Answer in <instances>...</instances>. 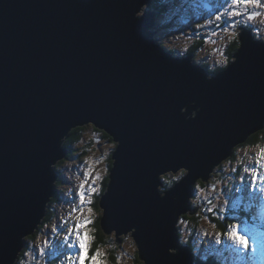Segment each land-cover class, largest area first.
<instances>
[{
    "label": "water",
    "instance_id": "1",
    "mask_svg": "<svg viewBox=\"0 0 264 264\" xmlns=\"http://www.w3.org/2000/svg\"><path fill=\"white\" fill-rule=\"evenodd\" d=\"M147 3L0 0V264L45 216L65 132L91 124L116 143L99 226L117 238L136 227L138 258L164 264L178 218L200 211L195 183L264 125V45L243 33L239 62L209 83L154 42L155 14L138 18ZM178 162L191 175L164 198L161 177ZM184 264L196 262L185 253Z\"/></svg>",
    "mask_w": 264,
    "mask_h": 264
},
{
    "label": "snow or ice",
    "instance_id": "2",
    "mask_svg": "<svg viewBox=\"0 0 264 264\" xmlns=\"http://www.w3.org/2000/svg\"><path fill=\"white\" fill-rule=\"evenodd\" d=\"M140 15H143V12ZM221 24L225 25L222 29L220 28ZM209 25H215L217 29L224 32L226 37H222V39L235 42L241 51V41L245 32H251L253 39L264 45V29L261 27L264 26V0H224L219 8L208 14L204 24L199 27L206 28ZM212 35H217V33L213 32ZM204 41L208 43L210 37L206 36ZM211 42L215 43V41ZM213 51L219 52V58L209 69V72L205 73V79L209 83L222 74L216 71L217 66L227 70L230 64L228 56L222 49H213ZM239 60V54L234 53L231 64L235 65ZM259 127L264 129V125ZM256 130L258 129L252 131ZM65 135L68 136L69 133L65 132ZM114 135L122 143L120 134L114 133ZM111 147L115 149L116 144L113 143ZM243 156H248L247 162L241 158L237 161V166H231V161H229L230 177L240 173L238 180L234 179L232 188H228L221 180L210 181L211 175L224 171L223 167H216L204 177V186L196 184L190 193L197 201L207 205L203 211L212 214L211 217L205 216V218L209 220L213 228L218 227L213 223V219L223 220L220 214L228 210L229 204L233 210L232 218L239 219L240 222L223 223V230L216 232L214 238L201 241L194 246H190L186 238L178 239L175 244L166 245V250L163 253L164 264H184L185 253L196 264H208L209 260L214 261V264H224V261L229 259L224 255L225 252L231 253L232 259L238 261L253 258L264 259V227H259L255 223L257 209L260 210L261 219H264V147H259L251 156L247 152H243ZM85 163L87 167L82 173L84 179L81 180L74 193L76 202L68 213V217L63 219L59 225H53L50 230V239L46 237L40 246L31 247L28 252L23 253L24 257L31 256V260L18 259L17 264H40L41 259L44 260V264H48L49 256H54L60 264H110L107 252L100 247H96L94 250L92 247L95 236L91 225L94 224L95 213L91 205L95 196L102 190L98 181L103 180V173L95 170L93 162L85 161ZM95 163L98 164L99 161H95ZM172 167L175 175L169 174L164 177L166 186L159 189L164 198L170 194V191L179 188L191 175V169L187 164L178 162ZM106 171L107 169H105ZM160 171H166V169L160 168ZM173 181L176 182L174 186ZM209 192L215 195L209 196ZM221 195L227 198L220 201ZM213 199L217 201L216 204H213ZM199 206V203H194L190 205V208L195 211ZM85 208H87V212H85ZM174 229L180 237L191 235L188 221L183 217L178 218ZM137 232L138 229L133 227L129 236H133ZM197 235L207 237L209 233L204 231L198 232ZM123 255L125 253L116 258V264H120ZM139 255H142V260L147 261V264H153L147 252Z\"/></svg>",
    "mask_w": 264,
    "mask_h": 264
},
{
    "label": "rangeland",
    "instance_id": "3",
    "mask_svg": "<svg viewBox=\"0 0 264 264\" xmlns=\"http://www.w3.org/2000/svg\"><path fill=\"white\" fill-rule=\"evenodd\" d=\"M223 3L224 0H176V2H173V0H151L150 4H145L141 9L144 11L145 9L152 10V8H154L156 11V23L153 27V30H155L154 37L155 43L157 45L159 44L160 46H163V48H166L170 51L172 50L176 56L181 57H191L188 56V52L191 50L193 51L191 57L193 63H195L200 68L204 67L209 70L219 58V52H214L213 49H222L228 56L229 61L232 59L228 53V49L232 43L228 42L226 39H222V37H226L224 32L217 29L215 25H209L206 28L199 27V25L204 24V20L208 18V14L210 12H214L215 9L219 8ZM201 16H203V18H201ZM222 27H225V25L221 24L220 28L222 29ZM261 27L264 29V26ZM213 32H216L217 35H212ZM165 33H167V35H164ZM206 36L210 37V41L208 43H205L204 41ZM211 41H215V43H212ZM225 45L227 46L225 47ZM218 67L220 68L218 72L223 70L222 67L217 66V68ZM263 130L264 129H261L249 134L246 139L243 140V142L237 144V146L232 149V154L222 161L221 164L216 166L223 167L224 171L216 175H211L210 181L215 182L216 180H221L228 188H232L234 179L238 180L240 173H236L234 174V177H230L229 161H231V166H237V161L239 159L243 158L246 162L248 160V156H243V152H247L248 155L251 156L252 153H254L259 147H264ZM257 132H259L258 139L261 140L255 144H248L251 136ZM95 138L96 132L93 131L91 127L87 126L81 131V133H79L78 139L71 143L73 158L65 160L60 165V167H58V170L61 171V182L56 185L59 193L58 199L57 201H53L51 199V201L48 203L46 208L48 211V213L46 211V215L48 214V216H45L44 221L36 228L32 237H30V235L27 237L25 236V245L23 244V248L19 252L21 254L19 258L17 256L14 264H17L16 262L18 259H24L26 261L31 260V256L24 257L23 253L28 252L31 247L40 246L42 240L46 237L50 239V230L53 225H59L63 219L68 217V213L71 211L74 203L76 202L74 193L81 180L84 179L82 173L87 167L85 161L93 162L95 170L103 173V180L98 181V183L101 185V188L103 187L102 184L104 178L107 176L108 171L110 170V162L108 160L109 157L107 159L106 157L112 152L111 150L113 148L111 145L115 142H105L104 137L101 138V141L99 142ZM102 157L103 159H101ZM95 161H99V163L97 164ZM105 169H107L106 172ZM169 174L175 175V172H168L162 175V180L165 181L163 178L165 175ZM202 183V186H204V182ZM196 184L200 183L197 182ZM208 195L214 196L215 194L209 192ZM226 198L227 197L221 195L220 201H223ZM94 201L91 206L94 209L95 222L97 217L101 215V210L94 207ZM190 203H199L200 206L197 208H200V211L191 215L186 213L181 217L188 221V227L191 230V235L193 236L191 246H194L195 244L201 243V241H207L210 238H214V234L216 232H220L221 230H219L217 227L213 228L212 224L209 223V220L205 218V216H212L211 213H205L203 211V208L207 205L197 201L193 196L191 197ZM216 203L217 201L213 199V204ZM256 211L258 213V217L261 218L260 210L257 209ZM85 212H87V208H85ZM232 212L233 210L229 204L228 210L222 212L220 215L223 217V220H225L226 218L233 217ZM74 215L76 214L74 213ZM239 222L240 220L235 218H233L231 221L229 219L227 220L228 224ZM65 227H67V225H65ZM91 227L94 234V224L91 225ZM204 231H207L209 236L202 237L197 235L198 232L202 233ZM113 234L114 233L107 235V240L109 241L104 246H102L101 249L105 252H107V250L109 252L110 249L113 250L116 258L121 256L122 253H125L120 264H136L134 255L137 257V247L133 238L129 235L124 236L120 244L115 243L116 245H113L112 240H114L115 236ZM190 236L179 237V239H189ZM224 255L229 257L228 260L224 261V264H259L260 262L259 260H255V258L245 261L234 260L232 259V254L229 252H225ZM116 258L115 262H110V264H116ZM47 259L48 264H60L59 260H57L54 256H49ZM40 264H44L43 259L40 260Z\"/></svg>",
    "mask_w": 264,
    "mask_h": 264
},
{
    "label": "trees",
    "instance_id": "4",
    "mask_svg": "<svg viewBox=\"0 0 264 264\" xmlns=\"http://www.w3.org/2000/svg\"><path fill=\"white\" fill-rule=\"evenodd\" d=\"M152 10L153 11H155V9L154 8H152ZM235 42H232V45H230V47H229V49H228V53L230 54V57H232V55H233V53L235 52V50L237 49V45L236 44H234ZM172 51V50H171ZM190 52H188V53H193V51H191V50H189ZM208 72H209V70L208 69H206ZM218 70H220V68L218 67L217 69H216V71H218ZM85 127L84 126H82V127H76V129H73V130H71V133L69 134L70 135V138L68 139L67 138V143H66V146L70 143V142H72L73 141V139H77L78 138V134H76L77 132H79V130H82V129H84ZM263 132V134H264V130L262 131ZM258 133L259 132H257V133H255V134H253L252 136H251V138L249 139V142H248V144H255L256 142H258V141H260L261 139H258ZM110 162V166H111V161H109ZM62 162H59V164H61ZM59 166V165H58ZM173 175V174H172ZM166 176H168V175H165V177ZM200 184H201V186H202V182L199 180L198 181ZM106 183V184H105ZM107 183H108V174H107V176L104 178V181H103V187H102V190H101V194L105 191V189H106V186H107ZM175 183V181H173V184ZM196 185V184H195ZM166 186V180L165 181H163V185L161 186V187H165ZM56 197H53L52 199H55ZM99 198H100V196H98V197H95V203H94V207L95 208H98L99 210H100V208H99V205H98V201H99ZM233 214V213H232ZM241 216H243V213H241ZM99 218H100V215L97 217V219H96V221L94 222V236H95V241L93 242V245H92V247H93V250L96 248V247H100V248H102V246H104L109 240H107V235L101 230V228H100V226H99ZM187 219V218H186ZM233 220V218H226L225 220H223V221H221V220H215V219H213V222L215 223V224H217L218 225V227L217 228H219V230H223V228H222V225H223V223H227V220ZM255 223L259 226V227H264V220L263 219H261V218H259V217H257V219L255 220ZM30 237H32V235H30ZM192 238H193V236L191 235L190 236V238L188 239V241H189V245L191 246V244H192ZM112 242H113V245H116L115 243H117V241H116V239H115V236H114V240H112ZM193 246V245H192ZM105 248V247H104ZM107 250V249H106ZM107 252H108V250H107ZM20 255V253L18 254V256ZM115 258H116V255H115V253H114V251L113 250H111L110 249V251L108 252V259H109V261L110 262H115ZM134 259H135V263L136 264H143V262H141L139 259H138V255H137V257L134 255ZM209 262L210 263H212V264H214V261H212V260H209ZM17 263V262H16ZM263 264H264V261H263Z\"/></svg>",
    "mask_w": 264,
    "mask_h": 264
},
{
    "label": "clouds",
    "instance_id": "5",
    "mask_svg": "<svg viewBox=\"0 0 264 264\" xmlns=\"http://www.w3.org/2000/svg\"><path fill=\"white\" fill-rule=\"evenodd\" d=\"M144 9H145V8H144ZM155 12H156V11H155ZM231 43H232V42H231ZM234 44H236V43H234ZM230 45H231V44H230ZM202 69H206V68L203 67ZM87 126L92 127V128H94V129H96V130H98V131H101V130L95 128V127H94L93 125H91V124H88V125H86V126H84V127L86 128ZM85 128H84V129H85ZM75 129H76V128H75ZM72 130H73V129H72ZM82 130H83V129H82ZM82 130H79V132H77L76 134L79 135V133H81ZM101 132H103V131H101ZM70 133H71V132H70ZM103 133H105V132H103ZM109 137H110V136H109ZM69 138H70V135L68 136V139H69ZM110 138H111V137H110ZM77 141H78V140H77ZM112 141H113V140H112ZM73 142H75V139H73V141L70 142V143H73ZM66 143H67V139H66L65 142H64L65 146H66ZM115 144H116V143H115ZM66 147L68 148V153H67L63 158H65L67 155H69V158H73V152H72L73 150L69 149L68 145H67ZM111 151L113 152L114 149H112ZM112 152L108 155V156H109L108 160L111 161V166H112V159H111ZM108 156H107V157H108ZM63 158H62V159H63ZM69 158H68V159H69ZM62 159L59 160V161L56 163V165H55V169H56V172H57V174H58V177H57L56 181L54 182V186H55V194L51 197V199H52L53 197H56V198H55V199H52L53 201H54V200L57 201V199H58V195H59L56 185L59 184V183L61 182V177H60V172H61V171L58 170V167H60V165L63 163ZM106 159H107V158H106ZM106 159H105V160H106ZM66 160H67V159H66ZM61 161H62V163L59 164V162H61ZM223 161H224V160H223ZM58 165H59V166H58ZM111 166L109 167V169L111 168ZM108 174H109V171H108ZM105 190H106V189H105ZM104 192H105V191H104ZM104 192H103V193H104ZM103 193H102V194H103ZM102 194H101V191H100L99 194L96 195V197L101 196ZM51 199H50V201H51ZM190 200H191V199H190ZM50 201H49V202H50ZM49 202H48V203H49ZM94 203H95V201H94ZM191 204H192V203H191ZM47 205H48V204H47ZM46 208H47V207H46ZM99 208H100V207H99ZM100 210H101V209H100ZM46 211H47V210H46ZM46 211H45V216H48V214L46 215ZM47 213H48V211H47ZM45 216L42 218L41 223L44 221ZM100 216H101V215H100ZM41 223H40V224H41ZM40 224H39V225H40ZM39 225H38V226H39ZM36 228H37V227H36ZM35 230H36V229H35ZM35 230H34V231H35ZM34 231H33V233H34ZM33 233H31V234H29V235H33ZM114 233H115V232H114ZM27 236H28V235H27ZM27 236H26V237H27ZM26 237H24L23 240H25ZM179 237H180V236H179ZM18 254H19V253H18ZM20 254H21V253H20ZM17 256H18V255H17ZM19 256H20V255H19ZM19 256H18V258H19ZM208 262H209V261H208Z\"/></svg>",
    "mask_w": 264,
    "mask_h": 264
},
{
    "label": "bare ground",
    "instance_id": "6",
    "mask_svg": "<svg viewBox=\"0 0 264 264\" xmlns=\"http://www.w3.org/2000/svg\"><path fill=\"white\" fill-rule=\"evenodd\" d=\"M150 1L151 0H148V3L147 4H150ZM147 10H149V9H145L144 11H142V9L140 10V12L138 13V18H140L141 17V15H140V13H141V11L142 12H148ZM149 11H151V12H153L154 14H155V19H154V21H153V23H152V25H151V27H150V35H152V39L154 40V42H155V30H153V27L155 26V23H156V12L155 11H153V10H149ZM223 28V27H222ZM158 46L162 49V50H165L167 53H172V56H175V57H178V58H182V59H185V60H187V61H189V62H191V63H193V61H192V59H191V57H192V53L190 54V53H188V56H191V57H186V56H183V57H181V56H176L172 51H170V50H168V49H166V48H163V46H160L159 44H158ZM232 58V57H231ZM231 62V61H230ZM195 66H197L195 63H193ZM203 71L205 72V73H207L208 71L206 70V69H203ZM220 72V71H219ZM216 167V166H215ZM212 169H214V167L212 168ZM198 182V181H197ZM196 182V183H197ZM195 183V184H196ZM106 184V183H105ZM103 186V185H102ZM161 188V187H160ZM194 188V187H193ZM131 231H128L127 233H122L120 236H118V238L116 237V235H115V239H116V241H117V244H120L121 242H122V239H123V237L124 236H127V235H129V233H130ZM112 233H114V231H111L110 233H106V235H109V234H112ZM115 234V233H114ZM131 237V236H130ZM23 244L25 245V240H23ZM22 248H23V246H22ZM21 248V249H22ZM21 251V250H20ZM19 251V252H20ZM18 252V253H19ZM138 255V254H137ZM17 258V257H16ZM139 259V258H138ZM140 260V259H139ZM15 261H16V259H15ZM15 261H14V263H15ZM141 261V260H140ZM143 262V261H142ZM14 263H12V264H14ZM143 264H144V262H143Z\"/></svg>",
    "mask_w": 264,
    "mask_h": 264
},
{
    "label": "flooded vegetation",
    "instance_id": "7",
    "mask_svg": "<svg viewBox=\"0 0 264 264\" xmlns=\"http://www.w3.org/2000/svg\"><path fill=\"white\" fill-rule=\"evenodd\" d=\"M232 45V44H231ZM91 129L93 130V131H95L96 132V140L97 141H101V138H105V142H111L112 141V139L106 134V133H103V132H101V131H98V130H96V129H94V128H92L91 127ZM78 139V138H77ZM79 141V140H78ZM69 149H71L72 148V144L71 143H69ZM72 150V149H71ZM109 157V156H108ZM108 157H106V158H108ZM69 158V155H67L65 158H63L62 159V161L64 162L66 159H68ZM61 161V162H62ZM233 213V212H232ZM188 218V217H187Z\"/></svg>",
    "mask_w": 264,
    "mask_h": 264
}]
</instances>
